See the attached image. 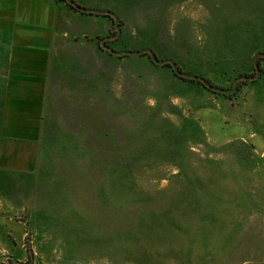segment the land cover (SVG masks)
I'll use <instances>...</instances> for the list:
<instances>
[{
	"label": "rangeland",
	"instance_id": "rangeland-1",
	"mask_svg": "<svg viewBox=\"0 0 264 264\" xmlns=\"http://www.w3.org/2000/svg\"><path fill=\"white\" fill-rule=\"evenodd\" d=\"M20 2L37 143L1 169L0 264H264V0Z\"/></svg>",
	"mask_w": 264,
	"mask_h": 264
},
{
	"label": "crops",
	"instance_id": "crops-1",
	"mask_svg": "<svg viewBox=\"0 0 264 264\" xmlns=\"http://www.w3.org/2000/svg\"><path fill=\"white\" fill-rule=\"evenodd\" d=\"M0 14L2 22L8 21L2 17V9ZM4 28L3 23L0 25V174L1 169L32 158V147L37 142L30 136L33 132L36 139L38 119L37 68H33L36 63L32 62L36 58L32 55L35 49L27 45L29 36L20 40L26 46L18 49L4 44Z\"/></svg>",
	"mask_w": 264,
	"mask_h": 264
},
{
	"label": "trees",
	"instance_id": "trees-1",
	"mask_svg": "<svg viewBox=\"0 0 264 264\" xmlns=\"http://www.w3.org/2000/svg\"><path fill=\"white\" fill-rule=\"evenodd\" d=\"M70 6V5H69ZM72 9H74L75 11H79V7H73L71 6ZM85 14V13H83ZM88 15H92V14H88ZM142 56H147L148 59L151 61L152 58L154 59V61H152L153 64L155 65H158L160 62L158 60V58L154 55V54H141ZM162 67L164 68H169L172 70V72L177 76L179 77L180 79H182L183 81L185 82H189V83H195V84H198L200 86H202L203 88L207 89V90H210L212 89L214 86L213 84H211L208 80L206 79H194V80H188L186 79L184 76H183V73L182 71L179 69V68H173V66L171 64H162Z\"/></svg>",
	"mask_w": 264,
	"mask_h": 264
}]
</instances>
